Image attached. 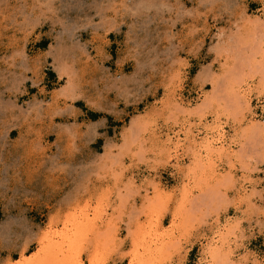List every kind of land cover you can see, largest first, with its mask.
Wrapping results in <instances>:
<instances>
[{"label": "rangeland", "instance_id": "obj_1", "mask_svg": "<svg viewBox=\"0 0 264 264\" xmlns=\"http://www.w3.org/2000/svg\"><path fill=\"white\" fill-rule=\"evenodd\" d=\"M218 118L215 171L181 133ZM263 125L264 0H0V264H207L223 223L264 263Z\"/></svg>", "mask_w": 264, "mask_h": 264}, {"label": "bare ground", "instance_id": "obj_2", "mask_svg": "<svg viewBox=\"0 0 264 264\" xmlns=\"http://www.w3.org/2000/svg\"><path fill=\"white\" fill-rule=\"evenodd\" d=\"M250 86H251L250 82H247L246 84H244V86H242L243 87V91L242 92H244L243 99L244 98L246 99V103H247L248 107H249V105H251V103H250L251 94L249 92ZM242 87L239 86L238 91H237L238 93L241 92V91H239V89L242 88ZM238 101H240L239 98H238ZM206 106H207L206 103L203 104V107H202V105L196 106V111H198L199 114L200 113L202 114V112L204 111V108ZM251 116H252V114H251ZM218 119L219 120L217 122L215 121L216 123L213 122L212 124H205L204 126L202 125V128H201V123L200 122L202 121V119L200 118L199 119L200 122H198L199 125L197 124V126H196L198 132H195V131L189 129V131H185L183 134L181 133V135H183V136H188V135L190 136V139H191V142H192V144H191L192 149H191V146H190V149L193 150L192 154L193 153L195 154L194 157L197 160H199V161L207 162L208 164L207 163L206 164L209 167L213 166L215 171H218V168L220 167L219 166L217 168V166H218L217 164L218 163L216 162L217 161L216 158L218 157V159H221L222 156L224 155V153H227V157L229 158L228 152L230 153V151H231V149L233 147L232 144H234L233 141L228 139L229 136H227V134L225 132L226 130L224 128V123L221 122L220 118H218ZM206 121H207V118H206ZM206 123H208V122H206ZM263 127H264V125H263ZM254 129L256 130L257 128L255 127ZM186 130H188V129H186ZM181 135L177 134L176 139L174 137H169L168 140H167L168 148L172 152V154L174 155L173 157H175L177 159V162H178V159L180 158V155H179L180 149L183 146L182 145L183 143L181 144V142H183V141L180 140V138L182 137ZM199 136H201V139L198 138ZM186 142H187V138H186ZM189 143L190 142H188V144ZM234 152L236 153V151H234ZM202 162H200V163H202ZM232 177H233V175H232ZM231 180H232V178H231ZM246 189L247 188L245 187L244 190L247 191ZM95 221H96V219H94L93 223H95ZM217 222H220V221H217ZM228 225H224V223L223 224H219L217 226L218 229H214V230H216L215 233H216L217 236H215V233H214V235H213L214 237L212 238V247H210V246L208 247L209 248L208 251H207V255L208 256H206V258H205V262L207 264H209V262L213 263V264H226V263H228V259L230 258L229 254L232 255V254L235 253V252L232 251L231 248H230L231 250L229 249L228 253H226V252L224 253V250L226 248H228V246L230 247V245H231L230 241H232L231 240V235L235 232V231L233 232V228L231 226H228ZM173 233H171L170 235H166V236L162 235V237L161 236L160 237H155V235H154V233L152 231H146V233H144V235H142L143 242L139 241V244H138L139 248H137V250H136V255L137 256L135 258L140 260V259L143 258V256H141V254L142 255L143 254H148V253L150 254V253H156L157 251H160L162 249V246L166 243V240L171 238ZM69 236L70 235L59 236L58 237L59 239H57V240L53 237V239H50V241H48L47 243L45 242V244L51 246L54 249V252H56L58 254V257L60 255V256H65L64 258H66L68 256L66 254L69 253V250H67V245H66L68 240H66V238H70ZM44 245H43V249L44 250L42 252V255L48 253L47 252L48 248H46V246H44ZM140 247H142L143 251L140 250ZM54 252L50 251L51 254H53ZM56 253H54V255H56L54 257H57ZM38 259L42 260V257L40 258L38 256V254H37L36 256L32 257L29 260V262H27V264H41V262H39ZM47 260L48 259L43 258L42 263L46 264ZM255 264H264V263L263 262H260V263L258 262V263H255Z\"/></svg>", "mask_w": 264, "mask_h": 264}]
</instances>
